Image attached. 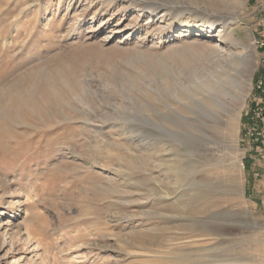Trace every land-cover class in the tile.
Instances as JSON below:
<instances>
[{
  "label": "rangeland",
  "instance_id": "rangeland-1",
  "mask_svg": "<svg viewBox=\"0 0 264 264\" xmlns=\"http://www.w3.org/2000/svg\"><path fill=\"white\" fill-rule=\"evenodd\" d=\"M125 1L0 0V264H264V0Z\"/></svg>",
  "mask_w": 264,
  "mask_h": 264
},
{
  "label": "bare ground",
  "instance_id": "bare-ground-1",
  "mask_svg": "<svg viewBox=\"0 0 264 264\" xmlns=\"http://www.w3.org/2000/svg\"><path fill=\"white\" fill-rule=\"evenodd\" d=\"M222 1H224V0H222ZM135 2H138V1H135ZM153 6L155 7V4L149 5V10L154 12L157 8H154ZM214 21H215L214 23H218V20L216 18H214ZM222 24H225V23L222 22ZM225 25H227V24H225ZM190 28H192V26ZM184 32L185 31H183V33ZM227 56H228V58H230V54ZM224 69L226 70L227 76L220 77V78L217 77L216 78L218 80L217 89L212 88L213 91L219 90L217 92V95H219L221 98L217 99V100H211V102L209 103V107L211 109V112L213 111L212 112L213 114L210 115V113H207V115L209 114L211 116V118L214 120L211 129H213L214 126L216 125V123H218L221 120L223 112H220V110L223 109L224 111L227 112V104L229 103V100H231V103L234 107L233 111L236 110V104H237V100H238L239 91L244 90V87H243L244 73H243V71L239 68L230 70L226 67ZM231 72H235V73L233 74ZM231 110H232L231 108H228V111H231ZM214 114H216L217 116H215ZM170 124L173 125L176 129H182L183 131H185V129H186V126L184 125L185 123L183 124L182 122H178L177 124L170 122ZM205 126H206L205 119L200 117L197 121V126H194V128L195 129H202V128H205ZM188 134L194 135L195 137H197V133L194 131H188ZM175 135H176V133H175ZM5 213H6L5 210H2V212L0 213V225L4 221L3 217H4ZM16 214H17V212H16V209L14 208L13 214L9 217L11 219H14L15 216H17ZM218 264H220V263H218ZM224 264H229V263H224Z\"/></svg>",
  "mask_w": 264,
  "mask_h": 264
},
{
  "label": "crops",
  "instance_id": "crops-1",
  "mask_svg": "<svg viewBox=\"0 0 264 264\" xmlns=\"http://www.w3.org/2000/svg\"><path fill=\"white\" fill-rule=\"evenodd\" d=\"M252 126L253 125L251 124V127ZM248 142H250V140H248ZM252 143L254 146H257V148L253 147V151L250 152L249 155L248 175L251 183L250 188L256 204L261 203L264 205L263 197H261V194H264V137L261 139V143ZM257 177H263V180L260 183H257Z\"/></svg>",
  "mask_w": 264,
  "mask_h": 264
},
{
  "label": "built area",
  "instance_id": "built-area-1",
  "mask_svg": "<svg viewBox=\"0 0 264 264\" xmlns=\"http://www.w3.org/2000/svg\"><path fill=\"white\" fill-rule=\"evenodd\" d=\"M256 45L258 49L262 51L259 60L261 72L260 75L258 76V83L256 85V89L257 92L259 93V101H260L259 104L264 105V34L262 35V39L256 42ZM255 113L258 119L262 118L264 120V107L262 109H258V110L256 109Z\"/></svg>",
  "mask_w": 264,
  "mask_h": 264
}]
</instances>
